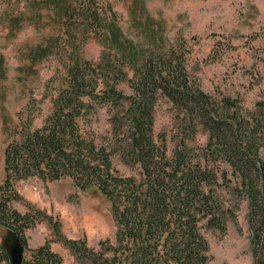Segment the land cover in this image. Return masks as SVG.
Instances as JSON below:
<instances>
[{
	"label": "trees",
	"instance_id": "obj_1",
	"mask_svg": "<svg viewBox=\"0 0 264 264\" xmlns=\"http://www.w3.org/2000/svg\"><path fill=\"white\" fill-rule=\"evenodd\" d=\"M81 5L84 21L100 20L97 0ZM123 58H73L41 125L27 109L18 112L3 149L0 226L19 238L22 264H63L52 237L29 246L25 230L37 220L51 225L77 264H208L210 247L202 229L224 232L237 219L242 199L248 203L252 264H264V99L245 108L221 90H202L174 49L134 62L131 78ZM121 81L129 82L131 94L119 88ZM160 96L179 122L170 153L166 138L154 134ZM97 106L107 107L104 134L88 122ZM199 129L206 133L204 144H188ZM114 157L137 165L136 173L121 172ZM34 175L68 177L81 190L96 188L109 201L114 237L92 247L86 237L63 234L59 219L46 210L30 204L27 211L14 208L11 201L25 199L15 182ZM0 264H12L1 243Z\"/></svg>",
	"mask_w": 264,
	"mask_h": 264
},
{
	"label": "rangeland",
	"instance_id": "obj_2",
	"mask_svg": "<svg viewBox=\"0 0 264 264\" xmlns=\"http://www.w3.org/2000/svg\"><path fill=\"white\" fill-rule=\"evenodd\" d=\"M97 1L100 20L89 23L82 18L81 0H0V184L3 149L11 139L18 112L27 109L34 115L33 123L41 125L52 98L65 84L73 58L95 61L102 55L123 56L131 78L134 62L150 53L174 49L202 90L211 94L221 90L239 98L245 108L264 99V0ZM118 86L131 94L129 82L121 81ZM97 107L88 122L104 134L109 127L107 107ZM154 120V134L166 138L170 153L179 122L165 96L155 104ZM197 133L188 144H204L206 133L201 129ZM260 152L264 157V145ZM113 160L121 172L136 173L137 165L127 166L119 157ZM14 187L25 198L11 201L14 208L27 211L30 204L46 210L59 219L67 237H86L92 247L114 237L109 201L96 188L81 190L68 177L43 180L36 175L17 180ZM240 203L237 219L224 232L202 229L210 247L208 264L253 263L248 203L246 199ZM25 235L30 247L52 237L51 247L61 254L63 264H77L45 220H37ZM11 241L10 231L0 226V243Z\"/></svg>",
	"mask_w": 264,
	"mask_h": 264
},
{
	"label": "water",
	"instance_id": "obj_3",
	"mask_svg": "<svg viewBox=\"0 0 264 264\" xmlns=\"http://www.w3.org/2000/svg\"><path fill=\"white\" fill-rule=\"evenodd\" d=\"M12 241L7 244V251L10 255V262L12 264H22L24 257L23 246L20 243L19 238L11 233Z\"/></svg>",
	"mask_w": 264,
	"mask_h": 264
}]
</instances>
